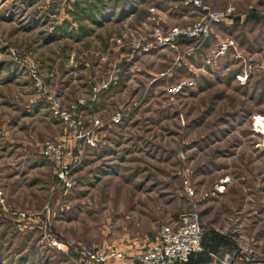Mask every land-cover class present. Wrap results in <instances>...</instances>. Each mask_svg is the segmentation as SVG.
<instances>
[{
	"label": "rangeland",
	"instance_id": "obj_1",
	"mask_svg": "<svg viewBox=\"0 0 264 264\" xmlns=\"http://www.w3.org/2000/svg\"><path fill=\"white\" fill-rule=\"evenodd\" d=\"M92 1L0 0V264H90L81 249L108 247L137 259L190 209L219 264L237 251L232 264H264V1L201 0L236 11L172 43L156 33L202 20L199 7L103 0L100 15ZM105 83L74 111L100 124L66 189L41 144L81 141L51 101L67 109Z\"/></svg>",
	"mask_w": 264,
	"mask_h": 264
},
{
	"label": "built area",
	"instance_id": "obj_2",
	"mask_svg": "<svg viewBox=\"0 0 264 264\" xmlns=\"http://www.w3.org/2000/svg\"><path fill=\"white\" fill-rule=\"evenodd\" d=\"M184 3H192L199 7L204 14L203 19L189 25L173 26L166 35L156 33V37L161 42L172 43L178 39L205 37L208 35L212 23L226 20L235 12L233 5H228L222 9H213L203 4L201 0H185ZM36 86L39 91H42L43 81L37 79ZM106 87L107 83L92 86L88 94L78 96L67 109H62L57 102L51 101L52 114L61 119L66 126L74 128V138L81 141L78 151L57 140L46 139L41 144L40 153L42 157L54 165L55 178L66 189L73 186L71 171L81 161V148L85 146L91 148L97 145L95 128L100 124V120L94 119L87 126H84L81 118L76 117L74 111L78 107L96 102L99 91ZM111 120L114 123L120 122V113L113 114ZM183 189L188 196L193 195V188L186 179L183 182ZM3 200L4 191L0 186V205L3 204ZM203 236L204 227L197 211L193 209L183 211L179 214L176 223L164 224L160 227L156 240L137 256V262L138 264H184L191 256L203 251ZM52 242L58 248H63L61 242L60 244L55 240ZM80 256L85 260V263L90 264H112L114 260L125 257L123 252L112 247L97 250L83 248L80 250Z\"/></svg>",
	"mask_w": 264,
	"mask_h": 264
},
{
	"label": "crops",
	"instance_id": "obj_3",
	"mask_svg": "<svg viewBox=\"0 0 264 264\" xmlns=\"http://www.w3.org/2000/svg\"><path fill=\"white\" fill-rule=\"evenodd\" d=\"M228 5H232V4L229 3ZM228 5H226V6H228ZM225 7H222V8H225ZM222 8H216V9H222ZM235 11H236V9H235ZM176 221H177V219L175 221H173L172 224L176 223ZM115 249L123 252L125 257L123 259L114 260L112 262V264H138L137 259L135 258L136 255L130 256L129 254H126L125 251H123V249H119V248H115ZM212 255H213V252L205 250L204 252H201L198 256L190 259L189 262L186 264H219L216 260H214Z\"/></svg>",
	"mask_w": 264,
	"mask_h": 264
},
{
	"label": "trees",
	"instance_id": "obj_4",
	"mask_svg": "<svg viewBox=\"0 0 264 264\" xmlns=\"http://www.w3.org/2000/svg\"><path fill=\"white\" fill-rule=\"evenodd\" d=\"M87 5H88L90 8H92L91 10H95L96 12H98L99 9H101V13H100V15H102V9H105V8H106V4H103V0H93L92 2H90V4L87 3ZM182 40H189V39H182ZM81 107H83V106H81ZM41 156H42V155H41ZM42 158H43V157H42ZM44 159H45V158H44ZM46 160H47V159H46ZM53 167H54V165H53ZM54 173H55V168H54ZM202 247H203V249H204V247H205L206 250H208V251H210V252H213V251H212V248H210V247L208 246V244L205 243V234H204L203 239H202ZM201 252H202V251H201ZM201 252H199L198 254H196V255H194V256H191V257L189 258V260L192 259L193 257L198 256ZM189 260H188L186 263H188ZM186 263H184V264H186Z\"/></svg>",
	"mask_w": 264,
	"mask_h": 264
},
{
	"label": "water",
	"instance_id": "obj_5",
	"mask_svg": "<svg viewBox=\"0 0 264 264\" xmlns=\"http://www.w3.org/2000/svg\"><path fill=\"white\" fill-rule=\"evenodd\" d=\"M236 255H239V256L242 258V254L239 253V251H237V252L234 254V256H233V259L235 258ZM233 259H232V261L230 262V264H232ZM244 259H245V258H244Z\"/></svg>",
	"mask_w": 264,
	"mask_h": 264
},
{
	"label": "bare ground",
	"instance_id": "obj_6",
	"mask_svg": "<svg viewBox=\"0 0 264 264\" xmlns=\"http://www.w3.org/2000/svg\"><path fill=\"white\" fill-rule=\"evenodd\" d=\"M260 119V118H259ZM259 122H261V121H259Z\"/></svg>",
	"mask_w": 264,
	"mask_h": 264
}]
</instances>
